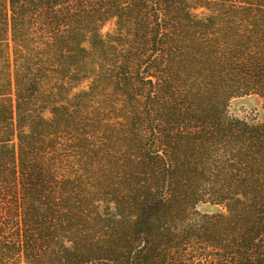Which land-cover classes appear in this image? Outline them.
<instances>
[{
	"label": "trees",
	"instance_id": "1",
	"mask_svg": "<svg viewBox=\"0 0 264 264\" xmlns=\"http://www.w3.org/2000/svg\"><path fill=\"white\" fill-rule=\"evenodd\" d=\"M251 94L264 0H0V264H264Z\"/></svg>",
	"mask_w": 264,
	"mask_h": 264
},
{
	"label": "rangeland",
	"instance_id": "2",
	"mask_svg": "<svg viewBox=\"0 0 264 264\" xmlns=\"http://www.w3.org/2000/svg\"><path fill=\"white\" fill-rule=\"evenodd\" d=\"M196 13L198 16L203 17L206 14V11L198 10ZM115 33L116 27L113 21L108 22L102 31L104 36ZM229 114L231 116L246 119L255 124H264V99L255 94L234 98L230 102ZM178 177L179 180L184 181L188 178V175L181 170ZM204 188L205 187L202 189ZM196 209L201 213L208 214L221 213L224 210L220 206H213L209 204H198Z\"/></svg>",
	"mask_w": 264,
	"mask_h": 264
}]
</instances>
